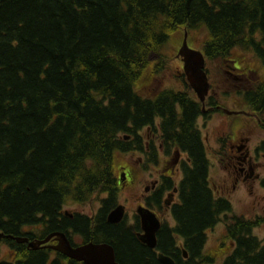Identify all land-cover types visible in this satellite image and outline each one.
I'll list each match as a JSON object with an SVG mask.
<instances>
[{
    "label": "trees",
    "instance_id": "obj_1",
    "mask_svg": "<svg viewBox=\"0 0 264 264\" xmlns=\"http://www.w3.org/2000/svg\"><path fill=\"white\" fill-rule=\"evenodd\" d=\"M196 31L205 32L206 60L236 49L264 74V0H0V231L48 228L64 218L66 204L111 191L118 155L130 147L124 136L161 116L162 128L191 154L173 232L184 236L187 262L210 263L200 255L202 234L227 206L212 199L207 161L186 124L199 105L160 86L166 47ZM243 101L264 110V78ZM253 227H229L236 247L222 264H264V240ZM123 241V261L146 264ZM148 264L160 263L152 254Z\"/></svg>",
    "mask_w": 264,
    "mask_h": 264
},
{
    "label": "flooded vegetation",
    "instance_id": "obj_2",
    "mask_svg": "<svg viewBox=\"0 0 264 264\" xmlns=\"http://www.w3.org/2000/svg\"><path fill=\"white\" fill-rule=\"evenodd\" d=\"M177 60L182 73L178 70L175 77L182 88L172 91L185 94L188 100L199 105L195 118H187L186 124H191L196 131L197 140L207 161V183L211 197L227 206L226 212L218 215V221L202 234L206 238L217 226L221 228L218 236L221 238L215 250L209 253L210 256L204 255L203 243L200 255L209 259L210 263L207 264H212L216 258L213 256L220 252L224 255V262L236 247L233 235L229 231L232 224L242 222L264 224V210H261L263 214H257L256 211L259 209L257 206L260 199L263 200L257 191H264V137L257 136L256 132L260 130L264 133V110L256 111L246 105L237 109L223 107L217 99L218 92L207 76L209 72L207 63L220 62V66L223 67L224 63L229 62L228 70L223 72L228 79L234 81L235 98L240 101L244 93L251 90V82L247 79L250 75L247 64L239 65L235 59L214 61L204 59V72L209 87L204 101L200 102L187 83L182 58L178 57ZM185 89H189L190 92ZM175 116L179 120L182 118V109L179 105L176 107ZM230 117L237 118L235 124ZM198 120L202 121L201 125L197 124ZM163 122V117H155L152 123L137 129L132 128V131L124 136L130 147L118 155L119 159L112 174L111 191L93 194L79 204L82 206L80 211L68 213L63 209L64 218L58 219L48 228L43 224L27 226L21 228L16 235L0 231V264H22L24 254L30 257L27 261L32 258L33 263L38 262L37 258L40 257L43 258V264H86L76 259L80 257L78 250L86 247L110 248L114 261L117 264H126L121 257V243L124 239L129 242L131 240L136 252L147 257L146 264L152 254L157 261L158 255L162 254L169 257L174 264L175 260L178 264H201L199 258L187 262V251L182 239L184 236L173 232L177 226L174 211L181 205V186L185 180L186 170L192 168L191 154L176 145L175 141L179 140L162 128ZM209 122H212L210 129L207 125ZM121 157H126L124 163L121 162ZM217 165L221 174L217 183L213 184V181H209V170L210 166L216 168ZM236 193L246 194L250 199V205L246 203L249 210L240 211V214L234 211L232 198ZM118 208L120 220L112 223L108 220L109 215ZM246 212L256 213L250 217ZM152 218L158 222L154 236L156 245L153 249L146 243L148 235L145 233V229H151ZM48 237H51L48 242L43 243ZM57 237L66 238L70 248L67 255L59 251L62 246ZM168 237L172 240L170 246L172 249L167 248ZM23 239L27 242H23ZM257 239L263 241L264 236ZM29 243H34L33 248L28 247ZM160 246L168 250V255L162 253Z\"/></svg>",
    "mask_w": 264,
    "mask_h": 264
},
{
    "label": "rangeland",
    "instance_id": "obj_3",
    "mask_svg": "<svg viewBox=\"0 0 264 264\" xmlns=\"http://www.w3.org/2000/svg\"><path fill=\"white\" fill-rule=\"evenodd\" d=\"M185 35V34H184ZM184 35L182 37V35L177 34L175 36V38L168 44V46L166 47L165 51L163 52V54L165 55V69H163V74L161 77V87L165 88V89H170V90H179L181 89V85L179 84V81L177 80V78L175 77L176 72L178 70H180V64L179 61L177 60V53L178 50L181 47L182 41L184 39ZM187 35V45L191 48H193L194 50H200V46L205 38V32L204 31H196L193 32L192 34L190 33L189 35ZM237 50L234 49L231 54L224 58L227 60H232L235 59L238 61L239 65L242 64H247L248 69L250 72V75L247 77V79L251 82L250 86L254 87L256 85L257 82H260L263 78H264V74H263V70L261 69V66L258 65L257 62H254V60L252 58H250L248 55H246L243 52H236ZM205 59V57H204ZM221 63L220 62H209L207 63V68L209 70V72L207 73V76H209V80L212 82L214 88L216 89V91L218 92V96L217 99L219 100V102L222 104L223 107L227 108V109H237V108H241L243 107L244 101L243 99L240 101H237L235 98V92H236V87L235 85H233V80L228 79L227 76L224 74V70H228V66H230L229 62L224 63V65H222L223 67L220 66ZM182 73V70H180ZM159 80V79H158ZM144 86V85H142ZM188 92H190L189 89H185ZM230 120L232 122H234L235 124V120H237L236 117H230ZM202 121L198 120L197 124L201 125ZM211 123L209 122L208 125V129H210L211 127ZM202 131V135H204L203 130ZM257 136H261L264 137V133L261 132L260 130H257ZM211 140V137L209 138ZM208 141L206 142V146H207V150H208ZM119 159V158H118ZM210 163H212V160L209 158ZM124 161H126V157H121V162L124 163ZM220 169L218 168V165L216 166V168L210 166V170H209V181H213V184L217 183V179L220 176ZM257 194L260 197H263V200L260 199V204L257 206V208H259L257 211V214H263L264 210V191L259 190L257 191ZM233 204H234V211H236V213L240 214L239 212H245L247 209L249 210L248 206L250 205V199L246 196V194L243 193H236L235 197L232 198ZM248 206H247V204ZM82 206L79 204H71L68 203L64 206V211L71 213L72 211H80ZM250 212V211H249ZM246 212L248 215L247 216H252L253 214ZM208 233V232H207ZM221 233V228L218 226L215 228L214 232L208 233V237L205 238L204 241V255H209V253H211V251L215 250V247L217 245V243L219 242L221 237H218ZM251 234L256 236L259 239H262L264 236V224H255L254 227L251 230ZM226 247H228V245H226ZM224 249V248H223ZM203 253V252H202ZM216 255H214L213 257H216L214 259V263L212 264H221L223 262V258L224 255H221L220 252L215 253ZM210 256V255H209ZM201 264H205V263H201Z\"/></svg>",
    "mask_w": 264,
    "mask_h": 264
},
{
    "label": "water",
    "instance_id": "obj_4",
    "mask_svg": "<svg viewBox=\"0 0 264 264\" xmlns=\"http://www.w3.org/2000/svg\"><path fill=\"white\" fill-rule=\"evenodd\" d=\"M187 35H184L181 47L178 50L177 57L182 58L183 71L187 79V83L190 85L191 89L195 92L200 102L204 101V98L208 91V81L206 74L204 72V56L199 50H194L189 48L187 45ZM108 220L112 223H116L120 220V210L119 208L110 213ZM158 228V222L155 218H152L151 229H145V233L148 235L146 238V243L150 248H155L156 238L155 232ZM62 236V235H61ZM51 237H48L43 241V243L48 242ZM60 240L62 249L59 251L67 255L70 251L69 244L65 237H57ZM23 242H27L23 239ZM34 243H29L28 247L33 248ZM80 257L77 260L83 261L86 264H117L114 261V255L110 248H96V247H86L78 250ZM158 262L160 264H174V262L167 256L162 254L158 255Z\"/></svg>",
    "mask_w": 264,
    "mask_h": 264
}]
</instances>
